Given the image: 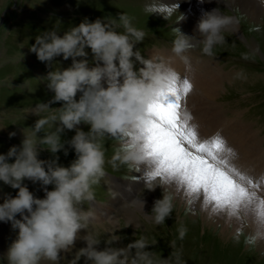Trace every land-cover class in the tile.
I'll list each match as a JSON object with an SVG mask.
<instances>
[{
	"label": "clouds",
	"instance_id": "clouds-1",
	"mask_svg": "<svg viewBox=\"0 0 264 264\" xmlns=\"http://www.w3.org/2000/svg\"><path fill=\"white\" fill-rule=\"evenodd\" d=\"M259 3L264 6V0ZM235 24V17L220 13L217 7L205 11L196 25L199 38L176 28L172 51L181 54L199 44L202 53L212 56L214 46L225 42L224 30ZM144 37L145 32L126 13H118L111 18L84 17L63 35L54 29L44 30L28 47L38 60L49 62L51 68L56 56L71 58V64L63 69L52 68L40 78L53 95L26 110V114L39 118L33 126L22 129L19 146L12 145L6 153H0V182L17 189L15 195L5 193L0 202V222L10 223L15 230V238L0 257V264H43L45 261L59 264L65 259L61 252H71L77 238L85 244L72 254L68 264H78L81 257L84 264H186L179 251L167 257L156 256L147 248L150 244L144 236L119 246L116 242L122 237L117 232L118 217L108 218L111 227L105 229V246L98 248L101 239L96 232L88 230L96 214L82 207L83 202L95 198L93 186L105 175L104 137L130 134L127 142L107 160L113 168L124 164L135 169L146 160L136 133L146 126L149 104L169 88L174 70L157 58L144 57L138 48L134 50V45ZM86 47L93 54L91 66L85 59ZM182 59L186 64L189 62L187 56ZM55 102H60V106H51ZM82 122L89 126L87 131L77 127ZM45 125L50 130L44 131ZM65 130H74V135L62 139ZM40 132L44 134L38 135ZM8 135L12 137L16 133L12 131ZM41 148L53 154L52 158L40 159ZM69 148L75 153L74 159L67 166L58 163L59 157L55 154L62 150L67 155ZM10 158L14 159L10 162ZM25 179L34 184L39 182L44 196L34 195L23 183ZM151 181L147 180L144 188L153 190L158 185ZM141 196L130 203L138 205L146 218L161 224L170 216L173 204L166 191L153 201L149 213L143 211L145 201ZM80 229L87 230L83 236H78ZM186 231L180 227V238Z\"/></svg>",
	"mask_w": 264,
	"mask_h": 264
},
{
	"label": "rangeland",
	"instance_id": "rangeland-1",
	"mask_svg": "<svg viewBox=\"0 0 264 264\" xmlns=\"http://www.w3.org/2000/svg\"><path fill=\"white\" fill-rule=\"evenodd\" d=\"M199 1L201 0L197 2ZM240 1L250 9L253 5H261L259 0H235L231 9L223 4L225 0H212L217 10L225 15H237L243 35L240 38L242 41L239 40L240 43L235 42L236 38L226 34L224 35L225 42L214 46L212 56L202 53L199 44L193 47L196 48V56L199 60L212 61L202 68L206 66L211 69L217 75L218 81L225 84L226 89L221 91L223 95L218 98L219 100L217 99L220 114L232 121L239 119V124L245 122L251 125L252 130L257 131L258 136L263 139L264 147V25H262L264 14L255 13L258 20H249L253 23L251 26L246 22L248 20H243L244 14L239 8ZM205 2L207 1L203 0L204 4ZM169 5H174V7H169ZM184 6V3L179 0L173 4L168 0H0V128L4 127L0 129V153H6L12 145L19 146L23 138L22 129L26 126H33L35 120L39 118L32 113L26 114V110L35 103L47 101L53 95L51 90L47 89L46 82L40 78L52 68L55 70L59 66L63 69L71 64V58L64 59L62 56L53 58L52 68L49 67V62L38 60L35 53L29 51L28 48L35 42L36 35L47 29L57 30L58 35H63L64 31L78 24L84 17L94 20L97 17L111 18L117 17L118 13H126L132 23L145 32L143 41L135 44L134 50L138 48L146 58H151V53L159 52L174 55L176 53L172 51V45L177 35L176 28L184 33L183 29H180L181 15L185 13ZM86 51L88 56L85 59L89 60L91 66L93 54L87 47ZM178 76L182 79L181 75L178 74ZM226 81H229V84ZM79 95L78 92L77 98ZM51 106L59 107L60 102H55ZM77 127L87 131L89 126L82 122ZM24 130L29 131L27 128ZM48 130H50L48 125H45L44 131ZM12 131H15L16 135L9 137L8 133ZM43 134V132L38 133L41 136ZM72 135H74V130H65L62 133V139H68ZM120 137L106 136L103 138L106 158L105 175L101 177L98 184L93 186L95 198L92 201L83 202L82 205L85 209L96 211V218L104 215L102 209L109 210L111 205L109 196L115 192L113 186L123 190L121 193L125 196L131 192L134 193L132 200L141 194L143 196L148 191L143 186L147 179L142 181L146 176L140 166L133 169L121 164L113 168L107 163L117 148L127 139H120ZM52 155L46 148H41L39 151L40 159H51ZM55 155L59 157L58 163L67 166L74 159L75 153L69 148L67 155L62 150ZM11 159L14 158H10V162ZM23 183L34 195L44 196L39 182L34 184L25 179ZM46 187L51 189L52 185ZM16 191L17 189L0 182V202H3L5 193L15 195ZM162 191L170 194L172 201L173 198L177 201L175 191L168 190L167 186L164 187L162 184L158 187V194L154 200L162 196ZM121 193H118L116 197H123ZM152 204H148V213L151 211ZM183 210H191L188 203L181 209L173 205L170 216L166 217L163 223L156 224L151 220L145 224L147 227L143 225L145 230L142 226L137 234L133 233L135 230L131 225L124 227L129 221L128 217H123L120 219L123 227L117 229L122 238L116 243L124 246L133 238L144 236L150 244L147 248L153 250L156 256L167 257L179 251L181 260L186 264H264L263 248L257 245L255 239L252 240L249 235L240 232L239 238L236 239V234L233 241L223 243L213 235L214 229H210V227H216L215 225L201 218L197 221L193 217H189L188 222L184 219L186 213L184 214ZM195 220L197 222H193ZM105 222L98 224L94 220L89 225L88 230L96 232L101 239L98 248L105 246L103 241L107 238L105 229L111 227ZM0 223L2 224L0 257H2L8 244L15 238V230L8 222ZM180 227L187 230L183 238L179 236ZM86 231L85 229L78 230V236H83ZM152 241H157V243L152 244ZM173 241H175L174 245ZM84 244L82 239L77 238L71 252H61L65 259L62 258L59 264H68L72 254ZM43 264H49V262L45 261ZM78 264H84L83 257Z\"/></svg>",
	"mask_w": 264,
	"mask_h": 264
},
{
	"label": "bare ground",
	"instance_id": "bare-ground-1",
	"mask_svg": "<svg viewBox=\"0 0 264 264\" xmlns=\"http://www.w3.org/2000/svg\"><path fill=\"white\" fill-rule=\"evenodd\" d=\"M170 1L171 4H173L177 0H168V2ZM179 1H182L185 5V13L181 15L182 17L180 20V29H183L184 34L196 37L198 39L199 33L196 29L197 22L205 11L212 10L213 8H215V5L212 4V0H205L207 1L205 2V4L203 3V0L199 2H197L198 0ZM234 1L235 0H225L223 4H226L232 9V6H234ZM239 5L240 10L243 11V20L245 21L253 19H255L254 21L258 20L255 13L264 14V6L262 5H253L251 9L246 4L242 3V1H240ZM169 7H174V5H169ZM218 11L224 14L220 10ZM181 12L182 10L180 9V14ZM232 17H235L236 24L234 26H229L228 28H226L223 32V35L229 34V36L236 38L235 42L240 43L239 40H241L240 38L243 37L240 20L237 18V15ZM248 21L246 22L251 24L252 26L253 23H250L252 21ZM262 25H264V19L262 21ZM237 36L239 37V39H237ZM194 47L185 50L181 54L173 55L159 52L151 53L150 57L159 59L172 70H174L175 73L181 75L182 77L186 76L193 84L194 90L189 96L188 100V112L193 116V123L198 125L200 135L202 137H209L217 131L222 132L229 144L233 146L238 152V157L233 161L234 164L242 171H245L246 173L254 176L256 179L264 177V147L262 145L263 139L258 136L257 131L252 130L251 125L245 122L239 124V119H236V121H232V119L226 118L225 116L220 114L217 108L219 106L217 99L223 95L221 91L226 89L224 87L225 84L218 81L217 75L211 69L206 66L205 68H202L205 64L211 63L212 61L199 60L198 56H196V48ZM183 56L188 57L189 62L187 64L185 63L184 59H182ZM213 65H215V63H213ZM228 82L229 81H226V83ZM155 166L156 162L151 158H147L145 162L141 163L140 165L141 170L145 172V176L147 171L151 170ZM145 180L146 177H144L142 181ZM145 182H147V180ZM152 183L158 185L153 190H148L141 197L145 201L143 209L144 213H148V204H152V201L154 200L156 194H158V187H160V184H162L164 187L167 186L168 190L173 189L175 191L177 201L175 200V198H173L172 202L174 207L177 206L178 209H181V207L183 208L187 203L191 207V210L189 211L183 210L184 214L186 213L184 215V219L186 221H190L189 217L196 218L197 221L198 219L200 220V218L201 220L209 221L211 225L216 226L210 227V229H214V231H212L213 235L216 236V239L223 241V243H230L231 241H233L232 239L235 238L234 236L236 234V239L239 238L241 234L249 235V237H251L250 239H255L258 243L257 245L263 248L264 253V226H261L258 223L257 217L254 213L242 212L240 217L237 218L235 216L229 215L227 211L214 212L210 206H205L203 204L202 199H198L193 203H189L191 197H189L185 191L179 188L175 184V182L162 181L160 178H156L153 179ZM113 190L118 193H121V191H123L117 188V186H113ZM256 191L258 195L264 196V185L257 188ZM121 195L123 197H114L113 195L109 196L111 198V205L109 210L102 209L104 215L101 218H96L95 216L94 220L97 221L98 224L105 221L107 222H105V224H109L108 218L110 216L118 217L119 226L120 228H122L123 223H121L120 219L123 217H128V221L131 222L129 225H131L135 230V232L133 233L137 234L140 231V227H142L146 223H149V221L151 220L140 213L138 205L130 203L132 201V198L135 196L134 193L131 192L128 196H125L122 193ZM196 220L193 222H197ZM1 227L2 224L0 223V228ZM145 227L147 226L145 225ZM142 228L144 229V226ZM237 229H240V231L238 232ZM252 254L250 256H252Z\"/></svg>",
	"mask_w": 264,
	"mask_h": 264
},
{
	"label": "snow or ice",
	"instance_id": "snow-or-ice-1",
	"mask_svg": "<svg viewBox=\"0 0 264 264\" xmlns=\"http://www.w3.org/2000/svg\"><path fill=\"white\" fill-rule=\"evenodd\" d=\"M193 90L186 76L181 79L174 72L169 88L149 104L146 126L136 133L146 159L156 162L147 171L146 179L175 182L191 197L189 203L202 199L214 212L227 211L237 218L242 212L254 213L264 226V196L256 191L264 185V177L256 179L234 164L238 152L222 132L209 137L200 135L188 112Z\"/></svg>",
	"mask_w": 264,
	"mask_h": 264
}]
</instances>
